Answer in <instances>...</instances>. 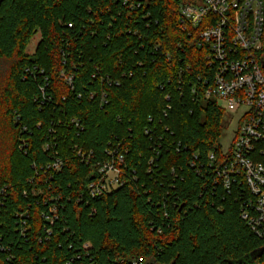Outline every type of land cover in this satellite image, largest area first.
Listing matches in <instances>:
<instances>
[{
  "label": "trees",
  "instance_id": "16d2710c",
  "mask_svg": "<svg viewBox=\"0 0 264 264\" xmlns=\"http://www.w3.org/2000/svg\"><path fill=\"white\" fill-rule=\"evenodd\" d=\"M189 2L0 0V264H264L217 180L227 114ZM120 156L123 185L90 197Z\"/></svg>",
  "mask_w": 264,
  "mask_h": 264
},
{
  "label": "built area",
  "instance_id": "2783aa9c",
  "mask_svg": "<svg viewBox=\"0 0 264 264\" xmlns=\"http://www.w3.org/2000/svg\"><path fill=\"white\" fill-rule=\"evenodd\" d=\"M180 23L185 30L197 31L199 47L208 51L207 66L214 75L211 83L206 82V98L220 103L227 116L238 121L229 149L223 150L217 180L229 193L237 188L243 200L242 218L264 239V0L185 3ZM210 160L217 162L214 154ZM123 162L120 156L118 165L114 160L97 163L98 175L88 185V195L96 198L122 186ZM62 167L60 160L49 165L54 171ZM51 213L43 218L53 225L57 210Z\"/></svg>",
  "mask_w": 264,
  "mask_h": 264
},
{
  "label": "rangeland",
  "instance_id": "374dc122",
  "mask_svg": "<svg viewBox=\"0 0 264 264\" xmlns=\"http://www.w3.org/2000/svg\"><path fill=\"white\" fill-rule=\"evenodd\" d=\"M40 41V35H37L31 42V44L29 45L27 52L28 54L32 55L36 48L37 45ZM236 116L232 115H228L226 118V124H225V131L223 134V137L221 139V145L223 147V150L226 151L229 149L232 141H233V137L235 135L237 126H238V121L235 120ZM231 120V122H230Z\"/></svg>",
  "mask_w": 264,
  "mask_h": 264
},
{
  "label": "water",
  "instance_id": "95a60500",
  "mask_svg": "<svg viewBox=\"0 0 264 264\" xmlns=\"http://www.w3.org/2000/svg\"><path fill=\"white\" fill-rule=\"evenodd\" d=\"M238 264H255L253 258L247 259V261H241Z\"/></svg>",
  "mask_w": 264,
  "mask_h": 264
}]
</instances>
